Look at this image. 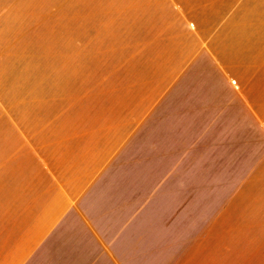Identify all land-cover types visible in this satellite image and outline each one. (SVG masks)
Masks as SVG:
<instances>
[{
	"label": "crops",
	"instance_id": "obj_1",
	"mask_svg": "<svg viewBox=\"0 0 264 264\" xmlns=\"http://www.w3.org/2000/svg\"><path fill=\"white\" fill-rule=\"evenodd\" d=\"M258 1L77 4L35 43L34 0H0V264H264V154L235 132Z\"/></svg>",
	"mask_w": 264,
	"mask_h": 264
},
{
	"label": "rangeland",
	"instance_id": "obj_2",
	"mask_svg": "<svg viewBox=\"0 0 264 264\" xmlns=\"http://www.w3.org/2000/svg\"><path fill=\"white\" fill-rule=\"evenodd\" d=\"M113 0H34V42H42L47 40L48 28L57 24V17L63 13H72L75 6L81 5L83 13L85 10L102 9L103 6L113 5ZM258 19L260 28L257 30V48L251 50L252 61H256L255 65L248 66V70L243 71L244 82L238 83L240 86L241 99L243 107L249 109L250 113L242 115V129L235 131L239 138H256L258 139V154H264V2H257ZM77 7V6H76ZM112 7V6H111ZM96 15V13H95ZM98 40H102V36H98ZM232 81V80H231ZM256 122V128H250ZM223 132V131H222ZM212 148V147H211ZM216 148V147H215ZM196 174L193 177V193L185 195L186 200L183 205H178L179 216L185 213L187 205H202L203 197L199 193L203 186L204 179L200 175V163L195 162ZM211 181V188L214 184ZM243 185V182H242ZM216 195H210V202L215 201ZM185 199V198H184ZM212 205V203H211ZM168 205H163V213ZM168 214V213H167Z\"/></svg>",
	"mask_w": 264,
	"mask_h": 264
}]
</instances>
